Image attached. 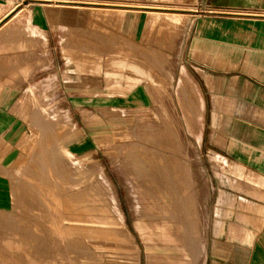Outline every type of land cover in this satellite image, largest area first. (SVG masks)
<instances>
[{
  "label": "rangeland",
  "instance_id": "374dc122",
  "mask_svg": "<svg viewBox=\"0 0 264 264\" xmlns=\"http://www.w3.org/2000/svg\"><path fill=\"white\" fill-rule=\"evenodd\" d=\"M90 6L113 14L97 20V32L81 33L92 52L86 61L123 55L140 62L156 75L158 100L135 103L132 92L147 80L129 70L81 71L67 51L82 49L72 29L53 38L27 12L0 5V21L5 17L10 28L0 31V83L17 72L8 80L16 92L1 105L17 133L35 129L15 162L0 164V180L9 186L0 185V193L13 194L15 203L12 196L7 202L23 231L14 238L0 214V264H116L135 254L122 247L135 246L139 263L150 264L148 249L160 241L147 242L149 226L166 227L176 245L163 248L184 255L194 256L203 240L197 263L203 264L213 190L201 157L202 91L186 64L188 20L136 27L141 36L133 37L115 28L119 7ZM104 29L125 37L123 43L101 38ZM106 46L109 52H101ZM25 93L26 119L15 110ZM37 107L60 117L33 123Z\"/></svg>",
  "mask_w": 264,
  "mask_h": 264
},
{
  "label": "crops",
  "instance_id": "0c3cea01",
  "mask_svg": "<svg viewBox=\"0 0 264 264\" xmlns=\"http://www.w3.org/2000/svg\"><path fill=\"white\" fill-rule=\"evenodd\" d=\"M9 4L19 13L27 12L30 22L53 38L72 29L77 46L82 49L67 51L79 62L81 71L108 74V70H129L145 78L147 84L132 92L136 104L158 100L156 75L123 55H99L102 58L99 62L86 61L92 52L85 50L87 43L81 39V33L97 32V20H106L113 14L100 11L108 8L90 5L119 7L114 13L115 28L133 37L141 36L135 33L136 27L154 28L160 22L182 24L188 20L186 64L196 73L202 91L205 123L200 148L213 190L203 264H264V0H2L0 5ZM100 32L106 41L123 43L120 40L125 38L111 29ZM101 52L108 53V46ZM119 52H123L121 48ZM16 75L14 70L0 83V134L8 129L7 137L0 139L2 165L14 163L34 140L35 129L31 134L17 133L1 105L15 94L8 80ZM192 85L197 91L196 84L192 82ZM27 94L15 108L25 119L30 115ZM36 111H41V115H33V123L39 118L60 117L44 115L40 107ZM0 185L9 187L1 180ZM9 196L15 203L13 194L0 193V214L6 220L8 232L14 238H21L20 220L12 214L7 202ZM175 240L166 227L149 226L147 242L160 241L148 249L150 264H197L204 253L203 240L194 256L163 248L175 246L172 243ZM122 248L135 250V254L116 264H140L137 246Z\"/></svg>",
  "mask_w": 264,
  "mask_h": 264
},
{
  "label": "bare ground",
  "instance_id": "6f19581e",
  "mask_svg": "<svg viewBox=\"0 0 264 264\" xmlns=\"http://www.w3.org/2000/svg\"><path fill=\"white\" fill-rule=\"evenodd\" d=\"M133 6V5H132ZM138 6V5H137ZM139 7V6H138ZM125 8V7H124ZM136 8V7H135ZM161 8V7H160ZM139 9V8H138ZM152 9H154V8H152ZM156 9V8H155ZM165 9V8H164ZM163 9V10H164ZM167 9H169L168 7L166 8V10ZM172 9V8H171ZM170 10V9H169ZM148 11V10H147ZM154 11V10H153ZM161 11V10H160ZM168 11V10H167ZM166 11V12H167ZM172 11V10H171ZM150 12V11H149ZM169 12V11H168ZM158 13V12H157ZM173 14V13H172ZM5 18V17H4ZM4 18H2L1 19V21H0V31H2V32H7L10 28H9V26H7V21L6 22H3L4 20ZM45 115V114H44ZM59 145V144H58ZM61 149H63L64 151H66L67 153H68V151L65 149V147L60 143V146H59ZM152 150V149H151ZM153 151V150H152ZM156 151V150H155ZM165 158H167V157H165ZM170 158H172V157H170ZM169 160V159H168ZM171 160V159H170ZM169 162V161H168ZM171 162V161H170ZM165 163H167V161L165 162ZM172 163V162H171ZM171 163H170V165H171ZM173 164V163H172ZM144 166V165H143ZM75 169L79 172V173H84L85 172V170L83 169V168H80V167H78V166H76L75 167ZM163 171V170H162ZM161 171V172H162ZM170 171V170H169ZM163 174V173H162ZM180 175V174H179ZM172 177V176H171ZM179 177V176H178ZM178 177H177V179H178ZM184 177V176H183ZM182 178V177H181ZM181 180V179H180ZM162 181V180H161ZM181 182V181H180ZM179 183V182H178ZM151 186V185H150ZM165 186V185H164ZM179 186H181V185H179ZM185 188V187H184ZM149 189H150V187H149ZM150 191V190H149ZM154 191V190H153ZM159 193V192H158ZM115 211V210H114ZM145 220V219H144ZM170 220V219H169Z\"/></svg>",
  "mask_w": 264,
  "mask_h": 264
},
{
  "label": "built area",
  "instance_id": "2783aa9c",
  "mask_svg": "<svg viewBox=\"0 0 264 264\" xmlns=\"http://www.w3.org/2000/svg\"><path fill=\"white\" fill-rule=\"evenodd\" d=\"M2 0H0V4H1Z\"/></svg>",
  "mask_w": 264,
  "mask_h": 264
}]
</instances>
